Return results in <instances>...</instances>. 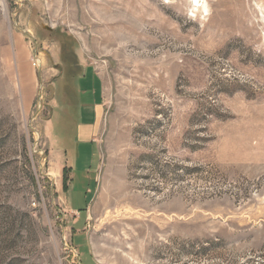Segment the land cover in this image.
I'll list each match as a JSON object with an SVG mask.
<instances>
[{
  "label": "rangeland",
  "instance_id": "rangeland-1",
  "mask_svg": "<svg viewBox=\"0 0 264 264\" xmlns=\"http://www.w3.org/2000/svg\"><path fill=\"white\" fill-rule=\"evenodd\" d=\"M72 45L104 86L79 179ZM0 264H264V0H0Z\"/></svg>",
  "mask_w": 264,
  "mask_h": 264
},
{
  "label": "crops",
  "instance_id": "crops-1",
  "mask_svg": "<svg viewBox=\"0 0 264 264\" xmlns=\"http://www.w3.org/2000/svg\"><path fill=\"white\" fill-rule=\"evenodd\" d=\"M73 47L70 56L73 60H69L67 67H63L64 73L61 72L53 80L56 111L53 123H58L62 118L68 120L65 124L73 126L74 146L69 148L65 144V151L71 158L69 169L73 174L79 172V179L93 170L97 157L95 142L101 130L105 108L104 86L99 72L92 63L80 60ZM70 210L80 209L71 207Z\"/></svg>",
  "mask_w": 264,
  "mask_h": 264
},
{
  "label": "bare ground",
  "instance_id": "bare-ground-1",
  "mask_svg": "<svg viewBox=\"0 0 264 264\" xmlns=\"http://www.w3.org/2000/svg\"><path fill=\"white\" fill-rule=\"evenodd\" d=\"M198 4V3H197ZM2 7H3V10H4V12H5V7H4V4L2 3Z\"/></svg>",
  "mask_w": 264,
  "mask_h": 264
},
{
  "label": "built area",
  "instance_id": "built-area-1",
  "mask_svg": "<svg viewBox=\"0 0 264 264\" xmlns=\"http://www.w3.org/2000/svg\"><path fill=\"white\" fill-rule=\"evenodd\" d=\"M33 66H36V62H33Z\"/></svg>",
  "mask_w": 264,
  "mask_h": 264
}]
</instances>
